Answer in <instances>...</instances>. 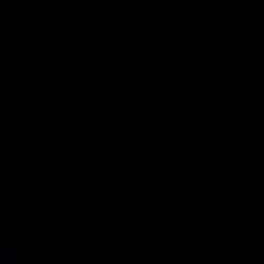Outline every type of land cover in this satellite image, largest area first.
Returning <instances> with one entry per match:
<instances>
[{
    "label": "water",
    "instance_id": "95a60500",
    "mask_svg": "<svg viewBox=\"0 0 264 264\" xmlns=\"http://www.w3.org/2000/svg\"><path fill=\"white\" fill-rule=\"evenodd\" d=\"M0 264H264V0H0Z\"/></svg>",
    "mask_w": 264,
    "mask_h": 264
}]
</instances>
